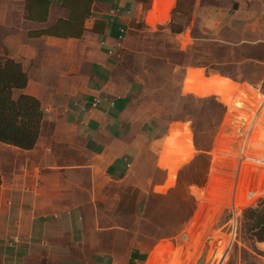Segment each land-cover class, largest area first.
Instances as JSON below:
<instances>
[{
	"label": "crops",
	"instance_id": "0c3cea01",
	"mask_svg": "<svg viewBox=\"0 0 264 264\" xmlns=\"http://www.w3.org/2000/svg\"><path fill=\"white\" fill-rule=\"evenodd\" d=\"M134 20L164 26L183 51L204 40L264 46V0H0V58L27 77L13 96L38 99L42 113L34 147L0 142V264H130L89 242V205L109 181L145 176L142 190L165 189L173 160L165 145L183 132L182 122L162 130L139 118L141 83L117 69ZM206 68L190 64L185 78Z\"/></svg>",
	"mask_w": 264,
	"mask_h": 264
},
{
	"label": "rangeland",
	"instance_id": "374dc122",
	"mask_svg": "<svg viewBox=\"0 0 264 264\" xmlns=\"http://www.w3.org/2000/svg\"><path fill=\"white\" fill-rule=\"evenodd\" d=\"M164 28L134 20L117 51V69L141 83L134 102L139 118L158 121L161 129L182 122L177 125L183 132L174 131L165 145L173 159L169 182L165 189L149 184L146 191L145 176L106 182L88 208V240L119 256H145L130 264H264L259 230H250L244 210L231 235L219 180L208 175L225 112L216 96L230 102L233 93H245L232 79L264 92V46L248 50L204 40L199 51L188 44L183 51V40ZM190 64L207 68L185 78ZM148 157L153 159L150 152ZM164 174L150 169L148 177L162 181Z\"/></svg>",
	"mask_w": 264,
	"mask_h": 264
},
{
	"label": "built area",
	"instance_id": "2783aa9c",
	"mask_svg": "<svg viewBox=\"0 0 264 264\" xmlns=\"http://www.w3.org/2000/svg\"><path fill=\"white\" fill-rule=\"evenodd\" d=\"M235 83L245 93L238 90L230 102L216 96L225 112L208 172L215 182L219 180L216 188L229 211L233 236L243 211L264 198V92L251 83ZM11 242L16 243L17 237Z\"/></svg>",
	"mask_w": 264,
	"mask_h": 264
},
{
	"label": "trees",
	"instance_id": "16d2710c",
	"mask_svg": "<svg viewBox=\"0 0 264 264\" xmlns=\"http://www.w3.org/2000/svg\"><path fill=\"white\" fill-rule=\"evenodd\" d=\"M43 7L46 11L47 5ZM26 83V74L18 62L0 58V142L31 149L40 131V103L38 99L28 95L21 94L17 98L13 96V90L24 88ZM244 216L249 222L250 230L258 229L260 240H264V200L256 207L248 208ZM261 246L264 250V242ZM134 259L144 260L145 256L135 251L130 262Z\"/></svg>",
	"mask_w": 264,
	"mask_h": 264
}]
</instances>
